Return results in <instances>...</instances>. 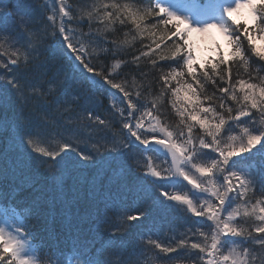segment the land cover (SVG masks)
<instances>
[{
    "label": "snow or ice",
    "instance_id": "6c2138e0",
    "mask_svg": "<svg viewBox=\"0 0 264 264\" xmlns=\"http://www.w3.org/2000/svg\"><path fill=\"white\" fill-rule=\"evenodd\" d=\"M206 12L0 0V264H264V0Z\"/></svg>",
    "mask_w": 264,
    "mask_h": 264
},
{
    "label": "rangeland",
    "instance_id": "374dc122",
    "mask_svg": "<svg viewBox=\"0 0 264 264\" xmlns=\"http://www.w3.org/2000/svg\"><path fill=\"white\" fill-rule=\"evenodd\" d=\"M221 0H199L197 1V6H192V0H170L171 5L177 10L178 14L181 15H193L194 13H199L203 15H210L211 12H206L207 6L211 4H219ZM234 18L237 20H247L249 24L253 23L252 17L246 8L240 9L238 12L233 14ZM193 49L196 55L197 63H202L214 56L218 55L216 45L220 46V51L228 53L230 42L225 33L221 32L218 28L211 29L209 33H192L191 34ZM264 42V40H262ZM181 188L175 186L174 191H179ZM0 211L11 212L10 209L5 208L0 205Z\"/></svg>",
    "mask_w": 264,
    "mask_h": 264
},
{
    "label": "trees",
    "instance_id": "16d2710c",
    "mask_svg": "<svg viewBox=\"0 0 264 264\" xmlns=\"http://www.w3.org/2000/svg\"><path fill=\"white\" fill-rule=\"evenodd\" d=\"M40 3H44V0H39ZM49 3H51V0H48ZM69 2H71V0H69ZM174 39V38H173ZM242 40H244V37L242 36L241 37ZM149 41L145 40V43H148ZM172 41H167V43L171 44ZM257 44L260 45L261 47H264V42L262 40H260L259 38H257ZM163 47V45H162ZM231 49H232V45L230 44L229 45V49H228V53L226 55H230L231 53ZM225 54V53H224ZM210 59L206 60V61H203V62H207L209 61ZM234 71H235V68H234ZM206 87V90L209 94L212 93V88L209 87L208 85L205 86ZM5 147V144L0 141V150H3V148ZM179 186V185H177ZM180 187V186H179ZM173 191L175 190V187L172 189ZM186 190V189H185ZM1 206L3 207H7V208H11V205L8 204V203H5V204H1ZM163 216H164V221L165 223H170L172 226H173V231L171 233H169L168 235H165L164 233V230L163 229H156V234L160 237H162L163 239H170L171 236L173 235H177L178 232H177V228L182 224V214L179 213L178 211H176L175 209H170L168 210L167 212L163 213ZM136 231H144V227L143 225L139 226ZM171 256H176L177 253H172L170 254ZM148 260H149V264H152V259H151V255L149 254V257H148Z\"/></svg>",
    "mask_w": 264,
    "mask_h": 264
}]
</instances>
